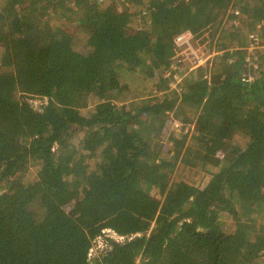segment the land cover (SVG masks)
<instances>
[{
    "label": "trees",
    "instance_id": "16d2710c",
    "mask_svg": "<svg viewBox=\"0 0 264 264\" xmlns=\"http://www.w3.org/2000/svg\"><path fill=\"white\" fill-rule=\"evenodd\" d=\"M0 1V264H264V215L250 217L264 207V51L253 66L238 48L263 39L264 0L209 34L210 67L130 102L119 69L164 84L170 38L198 39L231 0H76L92 29L82 64L48 24L69 20V0ZM174 122L191 126L182 155L185 136L165 144ZM192 161L217 170L182 177ZM103 231L122 239L88 256Z\"/></svg>",
    "mask_w": 264,
    "mask_h": 264
},
{
    "label": "rangeland",
    "instance_id": "374dc122",
    "mask_svg": "<svg viewBox=\"0 0 264 264\" xmlns=\"http://www.w3.org/2000/svg\"><path fill=\"white\" fill-rule=\"evenodd\" d=\"M230 3L226 4V6L221 10H215L216 19L214 20L215 22L214 25L210 27L209 25L208 26L204 25L200 29V33H199V29L197 30L196 34L198 33L201 34L198 39L194 38L195 34L192 35L190 31H187V30L181 31L179 32V34L175 33L176 35L175 36L173 35L172 36L173 38L172 37L170 38L169 41L171 42L172 44L171 48L173 49V50L171 49L172 50L171 54L174 51V55L171 57L172 58L171 60L177 59V62L176 64L174 63L170 64L171 71L170 69H166V68H163V70H161L160 74L162 76L161 79L163 81L160 80V82L164 84L160 83V85L155 86L157 83L156 80H153V78H151L150 76L146 77L145 76L146 73L137 71L133 73L135 75H131V77H133L131 78L125 74L124 70L119 69L120 73H122L123 75V78L121 79L120 82L124 88V92H125L124 96L128 97L126 99L124 98L123 102H130L132 99H151V100L159 99L162 97V95L168 92L169 88L171 90H173L174 88H178L180 83L183 82L184 79L189 78V77L191 78L195 74L197 68L207 67V66L210 67L212 59L217 55V51L213 45L209 44L210 43L209 34L211 32L213 33L217 25H220L219 26L220 29L224 27L229 18L232 19L231 22L233 26L238 27L240 23H238L239 21L235 20L236 17L240 13V10L238 9V5H244V7H248V6L253 5V0H231ZM0 5H2L1 1H0ZM68 5L71 6V8H73L71 9L73 10V12L71 11V13H68V12L64 13V16L69 17V20H63V18L58 17L57 19L49 20L48 24L52 30H58V29L61 30L67 42L69 41L72 42L73 46L71 47V54H72V57L77 61V63L79 64L86 63L88 55L92 53L93 51L91 50L90 52H88V49L84 46V43L86 42L85 35H91L92 29L89 25L87 26V24L85 23L84 16H85L86 10L84 9V7L76 8V0H69ZM113 5H114V0L107 3V7L108 6L113 7ZM146 13L147 12H145L144 16L148 17ZM208 13L209 12L206 11L205 15L203 16L200 15L199 19L197 18V20L198 21L205 20L206 17L209 16ZM142 23H143L142 17L139 20L136 19V23L132 25L131 28L135 30ZM256 27H257L256 31L260 32L261 31L260 26H256ZM242 28H243L242 29L243 33L246 32L245 27H242ZM144 29H147L146 30L148 33L147 37L152 38V32L148 31L147 27H144ZM183 32H187L186 34L190 37L187 44L184 43L183 45H175L174 40L176 39L178 35H180ZM242 34L241 35L238 34L237 37L244 36ZM246 34H247L246 35L247 40H250V41H248L246 46L238 47V48L246 51V55L243 54L241 56L242 60L249 65L255 66L256 57L254 56L252 57L251 54L255 51V49H259V48L264 51V48H262L264 44L260 43L261 41L264 40V37L262 40H259V38L257 37L258 38L257 40L256 38H254L255 34L253 32H247ZM253 38H254V41L255 40L258 41V46H253V47L251 46L252 44H254ZM157 53H159V51L156 50L155 52L156 57H157ZM197 59L199 60L200 63L196 62ZM248 77H251V76H247L246 78ZM205 78H207L209 82L212 80L210 73H207ZM166 84L170 85V87L166 88ZM34 104L38 106L40 104V101L37 100L34 102ZM92 106H90L89 108H92ZM142 123L143 122L139 123L140 127H142ZM181 126L183 125L179 126L178 122H174L170 128L171 132L168 133L170 135V138L167 141L165 140V144L172 146V144H177L179 141H182V139H184L183 137L185 136L186 142H184L182 149H180V153H179L180 155H182V153L185 151L184 147L186 146V143H188V137H187L188 130H189V134L191 132V126L190 127H187V126L181 127ZM81 138H79L77 141L78 145H81L80 144ZM193 163H195V161H192L189 165H187V167L185 166L184 171H182L181 173L182 177L184 178L191 177L197 181L204 173L206 172L214 173L217 170L216 167H212L209 165L205 167V166H201L198 164L193 165ZM177 165L179 164L177 163ZM175 171H177V169H175ZM25 174L27 176V180H25V182L29 183L30 181H32V179L30 178L33 177L34 169L27 170ZM73 204L74 202H71L69 205H66L65 211L67 212L70 211ZM254 205L257 206V210L256 212L254 211L250 215V217L254 220H258L260 218V213L264 215V207L257 203H254ZM103 232L106 233V231H103ZM109 234H105L104 236L98 237L94 241L93 247L91 248L92 253L90 251L91 249H89L88 256L89 254H91L90 257H92L96 255V252L103 251L108 246L106 239L109 236H113L111 232ZM141 263H142V260L139 258L136 260L134 264H141Z\"/></svg>",
    "mask_w": 264,
    "mask_h": 264
},
{
    "label": "built area",
    "instance_id": "2783aa9c",
    "mask_svg": "<svg viewBox=\"0 0 264 264\" xmlns=\"http://www.w3.org/2000/svg\"><path fill=\"white\" fill-rule=\"evenodd\" d=\"M186 33H187V32H183V33H181L180 35H178V36L176 37V39L174 40L175 45H183L184 43L187 44V42H188V40L190 39V37H189ZM188 34H189V33H188ZM254 38H256V39L258 40V38H257L256 36H255ZM254 38H253V43H254V44L251 45L252 47H253V46H258V41H257V40L254 41ZM262 48H264V45L262 46ZM195 61H196V60H195ZM196 62L200 63L198 59H197ZM247 81H248V82H251V81H252V77H248V78H247ZM106 233L109 234L110 232L107 231ZM109 235H110V234H109ZM110 237H112V238L115 239L116 241L122 239V238H120V237H116V236H114V235H113V236H110ZM90 251H91V253H92V249H91ZM90 255H91V254H89V256H90Z\"/></svg>",
    "mask_w": 264,
    "mask_h": 264
}]
</instances>
